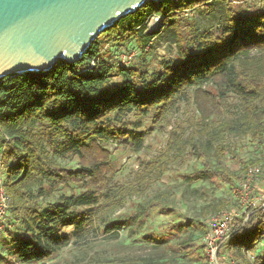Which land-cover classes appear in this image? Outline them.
Returning a JSON list of instances; mask_svg holds the SVG:
<instances>
[{
	"label": "trees",
	"instance_id": "obj_1",
	"mask_svg": "<svg viewBox=\"0 0 264 264\" xmlns=\"http://www.w3.org/2000/svg\"><path fill=\"white\" fill-rule=\"evenodd\" d=\"M190 13L212 16L217 23L199 30ZM152 17L159 18L157 28L165 30L176 54L149 72L132 62L150 53L157 35L148 32ZM132 53L122 63L121 56ZM233 96L239 107L227 117ZM180 111L186 115L173 122L164 148L141 161L133 179L118 183L117 163L107 145L138 153L148 131L143 124L166 129ZM228 135L249 138L257 157L239 159L238 165L212 164L209 149L223 156ZM188 151L202 168L184 175L185 180L227 185L233 202L232 190L249 168L259 167L257 184L264 185V0L147 2L101 33L77 62L58 61L46 72L1 79L0 179L8 222L0 225V264L55 260L109 209L145 195ZM67 161L74 167L61 163ZM229 204L209 206L207 214L228 211ZM158 209L171 211L156 197L137 203L102 232L131 229L139 235ZM206 219L170 222L164 232L145 239L163 244L172 234L182 236L168 241L175 254L203 262ZM193 231L201 234L198 242L185 236ZM258 245L262 248L256 252ZM226 255L239 264H264V205L231 221L218 251L220 261ZM144 262L138 264H155Z\"/></svg>",
	"mask_w": 264,
	"mask_h": 264
},
{
	"label": "rangeland",
	"instance_id": "obj_2",
	"mask_svg": "<svg viewBox=\"0 0 264 264\" xmlns=\"http://www.w3.org/2000/svg\"><path fill=\"white\" fill-rule=\"evenodd\" d=\"M189 18L194 19L199 30H204L214 26L217 21L214 17L200 16L199 14H189ZM157 35L152 39L150 53L146 56H139L134 59L133 64H142L149 70L156 67L158 61L163 58L172 57L176 54L175 44L165 40L164 29H154ZM159 30V31H158ZM131 63V64H132ZM127 64V63H125ZM239 107V101L236 97L229 100V113H232ZM186 113L180 111L174 114L170 120V126L166 129L159 130L157 127H150L148 123L143 124L144 130L148 129L145 139V147L138 153H133L109 143L107 149L113 154L116 161L117 174L116 181L125 183L133 179V174L140 168L141 161L147 162L159 150L163 149L168 137V131L173 126L176 119H183ZM200 147V146H199ZM225 148L224 154L218 155L214 148L208 151V160L212 164H217L219 161L230 166L231 163L238 165L239 159L250 160L255 159L257 154L253 149L249 138H237L233 135H228L223 141ZM200 150L202 148L200 147ZM231 151L234 152L237 159L231 158ZM65 167L73 168L74 162H61ZM202 168V162L195 154H190L188 151L185 157L173 165L164 179L154 185L143 196H132L127 198L124 204L118 209H109L102 217V220H95L94 226L88 229V233L83 234L81 238L73 237L70 247L64 249L55 260L46 262V264H98L100 262L111 264H138L144 263L155 264H206L207 259L203 262L191 258L187 261L181 258V255L175 254L174 250L168 244V241L181 240L180 237L172 234L165 242L159 243L146 240L145 237L154 238L166 229L167 223L180 221L184 219L202 220L209 216L207 213L208 207L218 203L229 202L230 210L236 208L235 201L231 200V188L229 186L214 185L208 180L187 181L184 175L191 174ZM254 194L257 196L264 194V185H255ZM157 198L161 206L171 209L170 212L163 209H158L156 216L146 224L139 235L129 231H122L116 235L103 233L105 225L112 220L121 218L124 215L132 213L137 206V203L148 202L153 198ZM47 199H44L39 205L40 209H44ZM8 222L6 218L5 223ZM68 233L71 230L68 229ZM72 234V233H71ZM185 236L191 237L196 242L199 241L201 234L193 231ZM1 239V238H0ZM158 240V238H156ZM2 241V240H1ZM0 241V250L2 243ZM174 243V242H172ZM262 246L258 245L256 252L261 250ZM5 253V251L3 252Z\"/></svg>",
	"mask_w": 264,
	"mask_h": 264
},
{
	"label": "water",
	"instance_id": "obj_3",
	"mask_svg": "<svg viewBox=\"0 0 264 264\" xmlns=\"http://www.w3.org/2000/svg\"><path fill=\"white\" fill-rule=\"evenodd\" d=\"M160 1L0 0V80L73 64L120 19Z\"/></svg>",
	"mask_w": 264,
	"mask_h": 264
},
{
	"label": "built area",
	"instance_id": "obj_4",
	"mask_svg": "<svg viewBox=\"0 0 264 264\" xmlns=\"http://www.w3.org/2000/svg\"><path fill=\"white\" fill-rule=\"evenodd\" d=\"M159 18L152 17L149 21L148 32L158 27ZM133 57L132 54L121 56L122 63H127ZM259 174V167L254 166L248 169L245 177L232 190V197L236 203V208L228 211H219L207 217L205 223L207 232L203 237L204 251L210 264H239L230 255H226L222 261L218 257L220 243L227 236L229 224L233 219L245 213L248 209L263 207L264 194L257 196L254 194V187L257 185L256 176ZM8 214V199L1 188L0 179V225L5 223ZM247 258L251 260L252 254L247 253Z\"/></svg>",
	"mask_w": 264,
	"mask_h": 264
}]
</instances>
